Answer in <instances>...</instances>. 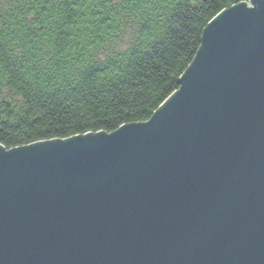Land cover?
Here are the masks:
<instances>
[{
	"label": "water",
	"instance_id": "obj_1",
	"mask_svg": "<svg viewBox=\"0 0 264 264\" xmlns=\"http://www.w3.org/2000/svg\"><path fill=\"white\" fill-rule=\"evenodd\" d=\"M179 82L145 122L0 143V264H264V0Z\"/></svg>",
	"mask_w": 264,
	"mask_h": 264
},
{
	"label": "trees",
	"instance_id": "obj_2",
	"mask_svg": "<svg viewBox=\"0 0 264 264\" xmlns=\"http://www.w3.org/2000/svg\"><path fill=\"white\" fill-rule=\"evenodd\" d=\"M247 0H0V143L145 122L207 24Z\"/></svg>",
	"mask_w": 264,
	"mask_h": 264
}]
</instances>
